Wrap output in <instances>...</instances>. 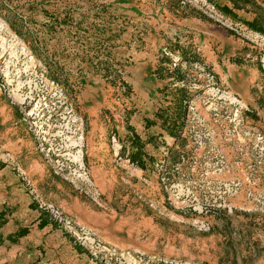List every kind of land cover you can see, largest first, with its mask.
Segmentation results:
<instances>
[{
    "label": "rangeland",
    "instance_id": "374dc122",
    "mask_svg": "<svg viewBox=\"0 0 264 264\" xmlns=\"http://www.w3.org/2000/svg\"><path fill=\"white\" fill-rule=\"evenodd\" d=\"M213 2L0 0V264H264V0Z\"/></svg>",
    "mask_w": 264,
    "mask_h": 264
},
{
    "label": "trees",
    "instance_id": "16d2710c",
    "mask_svg": "<svg viewBox=\"0 0 264 264\" xmlns=\"http://www.w3.org/2000/svg\"><path fill=\"white\" fill-rule=\"evenodd\" d=\"M239 1H241L242 4L250 2V0H234V4H233L232 8L228 7L227 5H219L216 2L215 3L213 2V5L215 7H217L223 15L228 16L233 20L240 21L239 20L240 18L238 16V14L236 13L237 9L242 8ZM241 22L244 25H246L248 29L264 35V12L263 11L255 12V14L251 20H241ZM180 100L182 101L181 97L178 100V103L176 105V111L177 112L175 114L176 115L175 120L179 119L180 110H181V106H182ZM171 133H172V131H171ZM136 141L137 142H135V143L132 142V147H131L132 151L129 154V160H130V162L137 164L140 168H144L145 162L143 160V157H144L143 145L139 142L138 137H136ZM2 166H3V164L0 163V167H2ZM1 215L2 214H0V217H1ZM4 222H5V219L4 218L1 219L0 220V226ZM45 223H46L45 221L41 220L40 226H43ZM27 233H28V228H26V227L19 228L15 233L10 234L8 236V239L11 240L12 242H16L18 238L22 237L23 235H25Z\"/></svg>",
    "mask_w": 264,
    "mask_h": 264
}]
</instances>
